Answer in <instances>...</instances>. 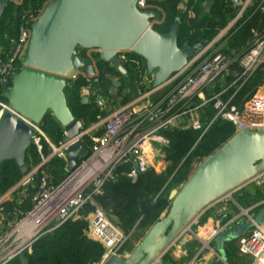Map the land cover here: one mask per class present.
<instances>
[{"label": "built area", "instance_id": "1", "mask_svg": "<svg viewBox=\"0 0 264 264\" xmlns=\"http://www.w3.org/2000/svg\"><path fill=\"white\" fill-rule=\"evenodd\" d=\"M22 1L23 4L25 0ZM51 1L30 0L26 6L24 4L18 14L15 37L6 35L7 45L0 48V122L5 115H10L31 128L34 147L41 158L38 166L0 197V264L31 254L33 244L41 237L68 220L79 218H85L89 223L88 237L103 246L104 256L99 263L103 264L108 257L122 255L127 241L117 224L108 218L95 200L120 165L132 163L128 175L131 178L149 167L157 173L163 172L166 168L165 150L170 142L162 133L171 129L191 130L201 139L215 121L221 120L231 123L236 133L264 131V34L240 55L224 52L225 44L221 41L250 5L251 0H245L240 13L230 24L199 55L190 58L181 72L173 74L168 83L158 89L152 88L151 77L146 70L141 71L146 67L134 60L132 52H118L117 58L123 67L133 66L140 73V93L116 111L104 117L98 116L75 140L67 141L64 134V140L56 144L44 134L43 121L33 123L15 111L6 100L12 82L24 64L32 24ZM150 1L139 0L137 8L154 13L157 6ZM180 10L186 11L185 1L181 3ZM161 23L162 20L155 17L150 21L152 27ZM88 51L79 50V54L90 59L96 71L95 62L101 61L99 51L96 50L92 58L87 56ZM258 73L263 78L261 84L255 87L248 99L238 100ZM96 74L98 76V72ZM79 77L86 80V85L81 88L82 98L97 101L100 96L94 93V84L83 71H76L68 81L74 82ZM101 100L104 105V100ZM210 109L213 117L207 114ZM77 141L82 143L84 152L78 166L70 172L67 150ZM45 145L48 155L43 154ZM55 158L66 163L67 175L59 181H55L49 166ZM261 178L264 179V172L248 184H261ZM236 192H228L211 205L237 207L238 212L227 224L211 230L207 239L202 240L191 230L199 215L186 230L199 241L202 251L210 249L223 231L238 223H252L254 226L249 235L238 239V249L240 254L259 261L264 258V223H254L253 208H241L233 197ZM247 236H251L250 239L247 240Z\"/></svg>", "mask_w": 264, "mask_h": 264}, {"label": "water", "instance_id": "2", "mask_svg": "<svg viewBox=\"0 0 264 264\" xmlns=\"http://www.w3.org/2000/svg\"><path fill=\"white\" fill-rule=\"evenodd\" d=\"M21 0H14L19 3ZM139 0H53L32 24L24 64L15 76L6 100L19 114L41 123L51 113L59 123L67 141L75 140L86 127L85 120L76 119L68 107L65 88L68 78L82 70L97 86L93 62L79 50H98L99 59L123 76L126 69L117 53L130 51L145 61L151 86L166 85L173 74L181 72L189 59L199 55L207 43L179 47L177 18L168 33L154 30L152 11H140ZM216 0H206L209 12ZM12 0H0V20ZM243 0H233L234 15ZM114 86L121 87L119 81ZM113 95L114 89L110 90ZM87 103L83 97L82 104ZM97 103L102 106L100 97ZM33 131L5 115L0 122V166L15 161L22 174L27 149L34 147ZM84 152L80 141L67 150L68 171H73ZM264 172V131L244 130L236 133L216 152L202 161L188 180L171 190L169 210L146 233L141 243L127 256L108 257L103 264H161L175 244L184 246L190 237L186 230L191 222L216 200L233 190L246 186ZM264 189V179H260ZM254 223H264V206ZM252 223H242L223 231L215 240L218 254L225 262V245L249 235ZM247 236L246 239H250Z\"/></svg>", "mask_w": 264, "mask_h": 264}, {"label": "trees", "instance_id": "3", "mask_svg": "<svg viewBox=\"0 0 264 264\" xmlns=\"http://www.w3.org/2000/svg\"><path fill=\"white\" fill-rule=\"evenodd\" d=\"M186 3V11L180 10L182 2ZM30 2L25 0L22 5L10 2L0 20V39L3 35L13 38L16 35L18 14ZM206 0H152L150 3L160 8L158 18L162 20L153 29L159 33H168L175 19H180L178 28V45L195 46L203 42L209 44L221 30L225 29L235 18L233 0H216L209 12L205 11ZM245 2V0H243ZM264 34V0H251L250 5L222 39L221 43L226 54L235 52L240 55L248 50L258 36ZM85 51V50H84ZM81 54V53H80ZM85 57V55H81ZM134 60L144 65L145 61L132 53ZM98 59V56H96ZM128 80L110 65L100 61L97 87L94 93L112 102L121 98L131 87L136 94L140 93L138 82L140 73L133 66L124 67ZM146 68H141V71ZM143 73V72H141ZM117 77L122 86L118 87L113 95L110 90ZM263 78L258 73L252 80L250 87L241 93L240 101L248 99L261 84ZM86 80L79 77L76 81H68L65 96L68 107L73 116L88 123L96 121L98 116H106L108 112L93 99L88 104H82L81 88ZM142 91V89H141ZM129 101L128 97L122 99V104ZM213 117V111L207 112ZM44 130L56 144L64 140V132L59 123L49 112L44 118ZM170 144L165 150L166 159L170 166L165 173H156L151 167L135 178L129 177L132 163L120 165L114 177L107 181L101 195L96 197V203L107 214L108 218L128 236L141 230H149L169 210L171 202L169 194L171 187L176 188L186 182L191 176L192 165L196 161L206 159L216 152L229 139L236 135L233 125L226 121L217 120L209 131L200 139V135L191 130L171 129L162 133ZM44 155H48L47 146H44ZM40 156L35 147L27 149L25 165L27 171L40 164ZM55 181L64 179L67 175L66 163L59 159H52L49 163ZM39 176V174H38ZM15 161H5L0 166V197L12 189L22 178ZM175 189V188H174ZM170 190V191H169ZM157 198V199H155ZM239 203V202H238ZM11 208V205H7ZM87 209L85 212L90 211ZM89 223L85 218L68 220L55 231L41 237L32 246V253L18 257L8 264H99L104 256L102 245L93 242L87 235Z\"/></svg>", "mask_w": 264, "mask_h": 264}, {"label": "crops", "instance_id": "4", "mask_svg": "<svg viewBox=\"0 0 264 264\" xmlns=\"http://www.w3.org/2000/svg\"><path fill=\"white\" fill-rule=\"evenodd\" d=\"M3 36L4 39H0V48L7 45L8 40L5 37L6 35ZM96 52V50H89L87 52V56H91L92 58V56L96 55ZM96 87L97 86L94 85V88ZM92 100L93 99L89 98L86 104L90 103ZM110 105L111 104L105 102V104L100 107H103V110L108 112L107 108ZM91 123L92 122L88 123L86 121V127H88ZM233 197L241 208H253L251 215L254 218L257 215V212L264 206V189L262 184H247L243 188L237 190ZM238 202H241L245 206L248 204V206L242 207ZM237 212V207L234 205H229L227 207L222 205L209 206L204 213L200 214L197 222H195L191 227V230L202 240H205L209 236L211 230L223 227ZM144 236L145 235H143L132 248L128 246L125 249L124 247L123 254L128 256L141 243ZM200 246L199 241L190 236L188 242L184 246H180L178 243H175L166 253L165 259L161 262V264H264V258L259 261H253L252 258L240 254L238 249V240L225 245L226 263H224L222 257L216 251L215 242L210 245V249L205 248L201 251Z\"/></svg>", "mask_w": 264, "mask_h": 264}, {"label": "rangeland", "instance_id": "5", "mask_svg": "<svg viewBox=\"0 0 264 264\" xmlns=\"http://www.w3.org/2000/svg\"><path fill=\"white\" fill-rule=\"evenodd\" d=\"M12 2H14V0H12ZM21 2H23V1L21 0L19 3H15V2H14V4L17 5V6H19ZM21 4H22V3H21ZM158 8H159V7H158ZM158 8L156 7L155 9H153V11H154V13H155V18H156V20H158V18H160V17H159V14L161 13L160 10H159ZM1 38L4 39V36L1 37ZM223 48H224V47H223ZM224 49H225V48H224ZM93 50H95V49H93ZM99 65H100V61L97 60V61L95 62L96 73H97L98 70H99ZM144 67H145V63H144ZM81 71H82V70H81ZM113 79H114L115 81L118 80L117 77H114ZM124 79H126V80H125V83H126V85H127V87H128L131 81L128 80V77H127V76H126ZM112 89H114L115 92H117L118 87L113 85ZM127 90H128V91H127ZM127 90H126L127 92L125 91V93L122 95L121 98H118V99L114 100L113 102H112L111 100H108L106 97H104V99L101 97V98L104 100V102L111 104V105L107 108L109 114L112 113V112H114V111H116V110L119 109L120 107H122V106L128 104L129 102H131L132 100H134V99L137 97L138 94H136V92L133 91V90L131 89V87H130L129 89H127ZM125 97H128V98H129V101H128L126 104H122V103H121V102H122V99L125 98ZM92 101H93V100H92ZM43 123H44V120H43ZM44 134H45L50 140H52L51 137L45 132V130H44ZM202 161H203V160H201V161H196V162L193 163L191 174H192V173L198 168V166L202 163ZM165 162H166V168H165V169L163 170V172H161V173H165V172H167V170H168V168H169V165H170L169 163H170V162H168L167 159H165ZM24 164H25V161H24ZM34 168H35V167H34ZM30 171H31V170H30ZM30 171H27L24 175L28 174ZM174 188H176V187L173 186V187L170 188V190H171V189H174ZM170 190H169V191H170ZM239 204H240L242 207H247V206H248V204H246V206H245V205L242 204L241 202H239ZM109 219H110V218H109ZM146 231L148 232V230H141L140 233H138V234H133V235H131V236H128V235H125V234H124L125 237L127 238V241H126V243H125V245H124L125 249H126L128 246L132 248V247L136 244V242L139 241V240L142 238L143 235H146Z\"/></svg>", "mask_w": 264, "mask_h": 264}]
</instances>
